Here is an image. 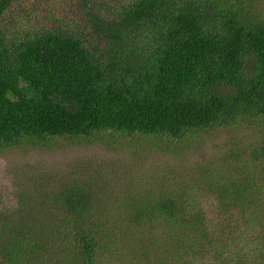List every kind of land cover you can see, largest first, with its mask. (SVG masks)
I'll use <instances>...</instances> for the list:
<instances>
[{
  "label": "trees",
  "instance_id": "trees-1",
  "mask_svg": "<svg viewBox=\"0 0 264 264\" xmlns=\"http://www.w3.org/2000/svg\"><path fill=\"white\" fill-rule=\"evenodd\" d=\"M257 3L0 0V152L104 132L151 147L220 127L256 134L155 191L14 185L0 196V264H264Z\"/></svg>",
  "mask_w": 264,
  "mask_h": 264
},
{
  "label": "rangeland",
  "instance_id": "rangeland-1",
  "mask_svg": "<svg viewBox=\"0 0 264 264\" xmlns=\"http://www.w3.org/2000/svg\"><path fill=\"white\" fill-rule=\"evenodd\" d=\"M256 9L264 15V0ZM233 130L220 127L201 135L190 145L150 144L138 136L104 132L90 138H50L44 143L16 145L0 152V196L11 199L21 182L53 185L65 180L88 182L97 193L122 197L134 192L158 190L180 176L212 162L229 142H248L256 136L245 125ZM158 143H161L158 141ZM15 185V186H14ZM15 200V197H14Z\"/></svg>",
  "mask_w": 264,
  "mask_h": 264
}]
</instances>
